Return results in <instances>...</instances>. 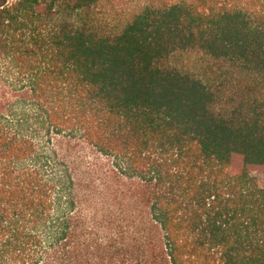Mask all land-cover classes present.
Segmentation results:
<instances>
[{
	"label": "trees",
	"instance_id": "obj_1",
	"mask_svg": "<svg viewBox=\"0 0 264 264\" xmlns=\"http://www.w3.org/2000/svg\"><path fill=\"white\" fill-rule=\"evenodd\" d=\"M254 174L264 0H0V264H264Z\"/></svg>",
	"mask_w": 264,
	"mask_h": 264
},
{
	"label": "rangeland",
	"instance_id": "obj_2",
	"mask_svg": "<svg viewBox=\"0 0 264 264\" xmlns=\"http://www.w3.org/2000/svg\"><path fill=\"white\" fill-rule=\"evenodd\" d=\"M173 64L183 71H188L194 76L201 78L203 81L206 80L205 73L207 70V62L200 56L195 55H182L173 60ZM260 184L264 183V177L254 174L253 175Z\"/></svg>",
	"mask_w": 264,
	"mask_h": 264
}]
</instances>
